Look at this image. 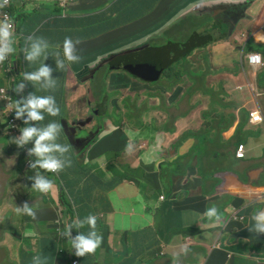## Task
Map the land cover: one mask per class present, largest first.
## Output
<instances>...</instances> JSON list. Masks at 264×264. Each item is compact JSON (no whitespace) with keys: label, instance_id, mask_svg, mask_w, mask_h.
Segmentation results:
<instances>
[{"label":"crops","instance_id":"1","mask_svg":"<svg viewBox=\"0 0 264 264\" xmlns=\"http://www.w3.org/2000/svg\"><path fill=\"white\" fill-rule=\"evenodd\" d=\"M56 1L14 2L11 11L15 21L13 31L16 51L0 64V113L7 115L9 106L14 108L16 100L28 96V81H24L26 87L22 93L17 94L14 89L22 82L23 72L34 71L43 63L53 69L52 78L57 80V86L50 91L40 90L39 86L33 87V90L36 95L54 96L60 114L51 117L45 113L47 121L44 119L39 125L33 122V126L42 127L55 121L63 124L61 127L66 134L67 128H79L78 118L70 115L74 103L84 98L89 100L85 91L91 92L95 82L108 79L112 82L116 76L113 72L111 75L106 73L105 78L94 77L101 67H109L112 63V51L108 50V45L113 42V38L120 36L117 26L121 22H128L130 26L143 24L144 32L151 33L161 26H168L172 20L168 21L169 16L178 14L172 23H180L182 17L189 14L183 12L181 7L184 0L174 3L173 0H62L63 13L58 12ZM196 1L197 6L202 7L196 24L211 27L203 33L212 35L214 44L226 37L230 38L241 23L249 21L247 27L250 36L244 38L240 45L241 51L264 54V38H261L264 37L262 2ZM252 13L258 14L253 16ZM150 14H156V18L148 25L145 21ZM136 18L139 19L138 23L133 22ZM0 22H3L1 8ZM214 29L220 35H216ZM26 37L46 40L49 45L46 59L42 56L35 64H29L23 52L30 42L26 41ZM65 38L73 40L76 54L82 59L79 63L66 62L65 69L58 70L54 54L59 52L58 58L64 59ZM239 60L242 66L247 65L255 70L251 72L252 80L256 79L257 82L260 75L264 74V69L252 67L250 63L241 61V58ZM234 78L238 88L242 87L240 83L244 79L235 75ZM226 93L225 98L228 95ZM254 98L257 107L248 111L243 120L246 126L239 132L237 141L232 140L240 124L237 119L232 121L227 131L206 128L197 142L183 144L192 150L190 160L185 157L187 154L169 153L178 140L179 128L177 131L175 128L150 131L148 128H139L134 122L126 129L113 127L111 130L109 124L104 129L101 122V133L95 142L83 152L73 148L74 153L64 157L63 171L59 174L43 172L53 181V188L48 193L32 189L34 180L29 177L35 175V170L29 168L28 161H34L35 157L27 154L29 144L23 161L18 149L7 154L5 143L0 142V214L6 212L0 220V227L6 234L0 235V251L6 256H15L12 260L1 262L44 264L45 259L46 264H74L73 259H78V264H264V260L259 258L264 256V234L257 235L249 231L254 224L252 215L264 210V97L260 102L257 96ZM116 105L117 101L110 112L114 109L119 111ZM239 108L237 105L236 110ZM209 118L214 119L213 116ZM4 122L7 125H2ZM86 125V129H92L95 121L88 120ZM8 128L16 137L21 135V127L5 119L0 121V138L6 135ZM103 134L106 135L105 139L111 135L108 142L110 146L118 145L115 139L117 134L127 135L129 139L123 148H137V154H131L121 164L119 159L109 156L106 160L103 152L89 154V150L100 144L99 137ZM144 137L146 139L140 141ZM137 142L141 144L139 149ZM8 143L11 147L10 139ZM240 145L244 146V158L237 156ZM108 150L114 151L110 153L119 152L117 148ZM201 157L213 161V173L205 171ZM69 158L72 162L70 167ZM195 159L198 163L194 162ZM81 163H87L86 168L80 166ZM176 164L180 166L179 169L187 170V174L180 175L175 171ZM112 168L118 170L121 176L115 175ZM197 168L200 177H192V171ZM11 201L15 208L27 202L36 212L35 219L25 214L21 215L30 220L20 217L14 219V226L9 231L13 235L6 232L2 225L13 206ZM213 206L221 215L216 223L210 222L204 215ZM233 210L237 211V217L233 215ZM90 214L97 217L96 231L102 237V243L94 254L76 257L68 238L61 236V233L67 224L75 220L83 221ZM31 220H39L40 224L34 227ZM55 223L59 224L57 233H51V228L55 230ZM246 230L248 232H244ZM88 231L87 226L79 230L73 227L72 236L81 232L87 234ZM178 235H185L187 244L181 238L178 239ZM192 235H198L197 243L201 249L185 260L183 248L194 243Z\"/></svg>","mask_w":264,"mask_h":264},{"label":"rangeland","instance_id":"2","mask_svg":"<svg viewBox=\"0 0 264 264\" xmlns=\"http://www.w3.org/2000/svg\"><path fill=\"white\" fill-rule=\"evenodd\" d=\"M15 1L16 0H12V8H14ZM61 1L62 0H57L55 3V6L57 7L59 13L64 12V9L61 7ZM175 1L179 0H173L172 3H174ZM258 2H262L264 4V0H258ZM181 7L183 8V12H189V14L184 15L180 23H172L175 18L179 16L177 14L176 16H174V18H172L168 26L159 27L160 29L157 30V33H154L156 31L155 30L150 33L151 35L147 34L144 36L131 38L129 44L131 46H127V40L122 38L118 42H112L108 50H118L119 52L131 47L136 48L139 43L143 42V39L145 37H147L149 41L150 37L158 36L159 34L170 30L174 31L171 34L172 38H179L178 41H172L174 46L182 50L187 49L189 46H191L192 41H184L182 40V36L189 34L193 30L197 35L200 36V32L210 30L211 27L209 25L204 26V24L201 23L196 24L198 13L202 10V7L197 6L196 0H184ZM66 8L67 10H69L68 7ZM252 14L253 16H255V14L258 13ZM155 18L156 14H150L146 18L145 22L148 25H151ZM203 18H205V16ZM249 23V21L246 23H241L233 36H231L230 38L226 37V39L213 44V46H211L209 49H206V53L203 50H199L197 51V53H193L196 49L194 48L192 53L187 56V59L185 61L181 60L180 62L175 64L179 68H184L187 73L181 76L180 82L173 83L172 87L169 89L167 88L168 81L165 79L163 80V76L156 83H146L132 77L128 73L121 74L115 72L114 70H110V67H108L107 65L101 67L94 76L97 79L105 78L106 73H110V75L113 72L116 73V76L114 77V80L112 82L110 79H108L107 81L102 80L98 82L99 94H114L111 98L112 106L117 101L119 111H116V109L113 110L115 111V113L112 115L113 122L116 124H121L122 128L124 129H126L127 126L133 124L134 122L137 124V126L140 122H142L144 126L151 124L154 121L155 124H153V127L162 128L163 130L167 128H175V131H177V129L179 128L180 135L169 153L171 155L187 154L185 157L188 160H190L191 158L190 155L192 150H189V147L187 145L183 146V144H186L188 141L197 142L198 138L203 133L204 127H213L216 131L223 132L229 130L231 122L237 119L240 124L236 127V132L232 137V140L234 142L237 141L239 138V132L241 130H244V127L246 126L243 125V120L247 116L248 111L251 108L257 107V102L250 92L248 86H253L259 90V93L257 95L258 102H260L264 97V74L260 75V78L257 82L256 79L252 80L250 77L251 72L255 70L251 69L247 65L242 66L239 60L241 52L240 45L243 44L245 37L250 36L247 27ZM140 27H143V24H140ZM178 27L182 30L178 29ZM131 30L134 32V27H132ZM213 32L216 35H220L216 29H214ZM168 40L170 41V37L167 35L158 37L157 41L160 42H152V40H150L149 43L143 48V50H146L149 47L151 48L156 45L164 44L165 42H168ZM208 45H212V41H210ZM123 47L125 48L122 49ZM260 54L262 55L264 61V54ZM203 55H209L208 57L210 60L208 64L203 59ZM260 69H264V67ZM208 70H210V72ZM171 73H173V71H170L169 75ZM194 74L199 77V84L194 85L192 79L195 78ZM234 75L238 78L242 77L244 79V82L240 83L242 86L241 90L238 88V82L234 78ZM226 91L228 92V95L225 98V94H227ZM82 92H84V90ZM85 93L87 94L88 99L92 100L93 103L96 102V98L93 94V89H91V92L88 93L87 91H85ZM214 102H217L219 104L222 103L219 107V111H221V114H217L216 116H214V119L211 120V118H209L208 116L211 115V112L214 110ZM125 103L128 104L131 111H128ZM237 105H239L240 107L238 111L236 110ZM231 106H233V108H231ZM11 110L12 108L9 106L7 115H3L0 113V121L6 119L9 123H11ZM222 114H224L225 116L222 117ZM70 115L71 117H74L79 115V113L73 112ZM137 118L140 119L139 123L136 122ZM202 121L205 122L200 125ZM101 122H105V117H103L100 122L97 121L96 123ZM2 125H7V123L4 122L2 123ZM60 125L62 126L63 124L60 123ZM109 127L111 130L113 129L112 126ZM234 127L232 129H234ZM189 128H192V130H189ZM105 136L106 135L103 134L99 137L100 144L95 145L93 150H89V154L103 152L107 160V156L109 155V153L114 152L108 149L117 148L119 150L117 154L119 155L116 157L119 158L120 164L121 162H124L126 158L131 154H133V156L137 154V148L135 150H131L127 147L123 148L124 144L129 139L127 135L124 136L123 134H117L115 138L118 141L117 146L108 145V142L111 139V135L106 139ZM15 137L16 135L12 133L8 128L6 135L0 138V142L5 143V147L8 150L7 154H10L11 151L18 149L17 152L20 154L22 160L25 161L24 153L28 146L25 145L24 148H19L16 144H14L13 138ZM172 137L175 138L174 136ZM9 139L12 142L11 147L8 143ZM145 139L146 137L142 138V140L140 141H143ZM58 142H64L69 148V151H71L62 128L58 138ZM137 143H139V149L141 144L140 142ZM142 146H144V144ZM194 162L198 163L196 159L194 160ZM85 164L87 163H81L80 166L86 168ZM99 164H101V162ZM107 164H110V162L107 161ZM179 167L180 166L176 164L174 166V170L180 173V175H186L187 170H183L181 168L179 169ZM191 176L199 178V169L197 168V170L192 171ZM169 197L170 194L168 192L167 199H169ZM11 203L13 206L12 208H10L11 210L8 212L2 222V225L5 227L6 232H9L14 226V219L20 217L30 220L26 216L17 214L15 212L16 208L14 203L12 201ZM5 213L6 212L0 214V220ZM32 222L34 224V227L40 224L39 220H33ZM58 226L59 224L55 223V230L54 228H51L50 232H56V228ZM0 235H6L3 232V227H0ZM200 236L202 235H199V237ZM206 236L210 237V235ZM197 237L198 235H192L191 239L194 241V243L191 246H185L183 248V258L185 260L189 259L194 255V253L199 252V250L201 249V246L197 243ZM179 238H181V241L184 244H187L185 235H178V239ZM14 257L15 256H6L4 252L0 251V262L4 261L5 259L12 260L14 259ZM259 258L264 260V256ZM0 264L4 263L1 262Z\"/></svg>","mask_w":264,"mask_h":264},{"label":"clouds","instance_id":"3","mask_svg":"<svg viewBox=\"0 0 264 264\" xmlns=\"http://www.w3.org/2000/svg\"><path fill=\"white\" fill-rule=\"evenodd\" d=\"M9 0H0V8L7 6ZM264 38V37H261ZM28 46L24 47L25 59L30 65L35 64L42 56L47 58L46 50L49 48L48 43L43 38H29ZM79 43V40H76ZM14 31L12 25L7 21L0 22V64H3L10 55L14 54L16 49L14 47ZM247 55L250 53L240 52ZM258 54V53H255ZM58 70H64L67 64L79 63L81 56L76 54V49L71 38H65L63 43L64 59H59V52L54 54ZM262 56V55H261ZM263 58V57H262ZM254 61H259V57H251ZM241 61L247 62L246 59L241 58ZM248 63V62H247ZM53 69L45 64H41L38 69L34 71H26L22 73V82H20L14 89L19 94L22 93L26 87L24 81L31 82L35 86H39L40 90L50 91L55 90L57 80L52 78ZM15 113V115H14ZM45 113L48 116L56 117L60 114L55 97L52 95L40 96L35 93H30L23 99L16 100L15 107L12 108L10 118H15L20 126L21 135L13 138L14 144L19 148H24L29 143H34V147L27 150L29 157H35V160L29 159V168L35 170V175L30 176V180H34L32 189L40 193H48L53 188V181L49 180L43 172L59 174L65 168L64 157L69 152L66 145L58 143V138L61 132L59 123L52 121L48 124L39 127L33 126V122L39 125L45 119ZM27 115L24 120V127H22L19 119ZM71 159H68V167L71 166ZM42 170V171H38ZM16 212L18 214H25L27 216L36 218V212L33 207H30L27 202L22 207L17 206ZM204 215L210 222L216 223L221 219V215L215 206L207 209ZM215 218V220H213ZM254 224L249 228V231L255 234H264V210H259L252 215ZM85 226L89 228L87 234L83 232L76 236H72V228L82 229ZM97 217L95 215H88L85 220H75L73 223L67 224L61 236L67 237L71 245L72 251L76 257H85L87 254H94L102 243V237L98 235ZM38 259V258H34ZM44 264L46 260L44 259Z\"/></svg>","mask_w":264,"mask_h":264},{"label":"trees","instance_id":"4","mask_svg":"<svg viewBox=\"0 0 264 264\" xmlns=\"http://www.w3.org/2000/svg\"><path fill=\"white\" fill-rule=\"evenodd\" d=\"M12 16H13V14H12ZM133 22L134 23H138L139 19L136 18V19L133 20ZM132 27H134L135 30H137V29L138 30L136 32L135 31L133 32L131 30ZM117 28H118V32H119L120 36L113 38V42H115V41L118 42L119 40H121L123 38V39L127 40V46L130 44V39L132 37L141 35L143 33H145V35L150 34V33H147L146 30L144 32V27H140V24H136V25L130 26L128 24V22H121L117 26ZM173 32L174 31L170 30V31H166V32H164L162 34H159L158 36L153 37L152 42L153 41L155 42V41H157L158 37H162L164 35H167V36L170 37V41L168 40V42H165L164 44L156 45V46L151 47V48L149 47L146 50H143V48L149 43L147 37H145L143 39V42L139 43V45L136 48L131 47V48H127L125 50L119 51V52H118V50H109V51H112L111 55L113 57V60L111 62H113V61L124 62L125 60H130V61H138L140 64H146L149 61L150 62H152L154 60H165V61H168V60H170L172 58V59H175L176 63H178L181 60L185 61L187 59V56H189L192 53L194 48L199 49V50H203L206 53V49H209L211 46H213V44L215 42L214 37L212 35H208L206 33L204 34L203 32H200V36H199L193 30L189 34H186V35L182 36V40H184V41H192L191 46H189L187 49L182 50V49L176 48L174 46L172 41H174V42L178 41L179 38L178 37L177 38H172L171 34ZM210 41H212V45L209 46L208 43ZM157 42H160V41H157ZM109 46H110V44L108 45V48H110ZM127 46H125V47H127ZM129 46H131V45H129ZM125 47H123L122 49H124ZM134 51H137V52H134ZM208 56L207 55H203V59L205 60V62L207 64H208V62L210 60ZM149 63H147V64H149ZM173 64L170 63L169 65H167V67L165 68V70L162 73V76H163L162 79L163 80L165 79V80L168 81V87H167L168 89L172 87L173 83L180 82L181 81V76L183 74L187 73L184 68H179L178 66L173 65ZM170 71H173V73H171L169 75ZM208 71L210 72V70H208ZM194 77L195 78H192L193 82H194V85L199 84L200 83L199 77L196 74H194ZM98 82H95L93 84L92 89H93L94 97L96 98V102L98 103L99 107L102 110L101 116L105 117V122L107 124H109V126H112L115 129H122V125L121 124H116L112 120V115L115 113V111L110 112V109L112 107L111 98H112V96L114 94H111V95L99 94ZM33 87H37V86L33 85L31 82H28V95L30 93H35L36 94V92L33 90ZM213 105L215 107V110H213L211 115H209L208 117H210V116L214 117L217 114H221V111H219V107L221 106V104H219L217 102H214ZM116 106L118 107V105H116ZM125 106L128 109V111H131V109L129 108L128 104L125 103ZM231 108H232V106H231ZM14 115H15V113H14ZM24 118L27 119L26 114H25V116L23 118L19 119L22 127L25 126L24 125V121H23ZM45 121H47V119H45ZM136 122L139 123L140 119L137 118ZM106 123L104 124V126H106ZM153 124H155V121L152 122L151 124L144 125V126H143L142 122H140L138 126L144 127V128H148L150 131H157L158 130L157 127H153ZM231 126H232V122H231L229 127H231ZM206 128L207 127H204V129H206ZM62 131H63V133L65 135V138H66V141H67V143H68V145H69V147L71 149V151H69L66 154L65 157H67V156L73 154L74 151H73V147L70 146V143H69V141L67 139V135H66L65 131L63 130V128H62ZM58 143H60V142H58ZM61 144L66 145L64 142L61 143ZM32 147H34V143H29V148H32ZM118 155L119 154H117V152H115V153H109L108 156L111 157V158L119 159V158L116 157ZM201 160H202V164H203V167H204L205 171L207 173H213V170H214L213 161H211V159L205 158V157H201ZM112 169H113V171H115V175H117L118 177L121 176V173L118 170H116L115 168H112ZM123 175H124V177L128 178V176L126 174H123ZM244 232H248V230H246ZM73 263L74 264H78L79 260L78 259H73Z\"/></svg>","mask_w":264,"mask_h":264},{"label":"flooded vegetation","instance_id":"5","mask_svg":"<svg viewBox=\"0 0 264 264\" xmlns=\"http://www.w3.org/2000/svg\"><path fill=\"white\" fill-rule=\"evenodd\" d=\"M173 17L174 16H172V17L169 16L168 21H170ZM176 25H178V24H176ZM159 29L160 28H158L157 30H159ZM178 29L182 30L179 27H178ZM157 30L154 33H157ZM152 39H153V37H150L149 41ZM137 51H134V52H137ZM197 51H199V49H195V51L193 53H197ZM135 62H138V61H135ZM149 62H147V63H149ZM118 63L120 65H123L126 62H120L119 61ZM175 64H176V62L173 65H175ZM114 71L117 73H128L125 70L123 72V69H120V68H118ZM129 75H131V74H129ZM132 77H134V76H132ZM134 78H136V77H134ZM136 79H138V78H136ZM95 106H96V108H95ZM73 112L79 113V115L76 116V118H78L79 128H75V129L67 128L66 129V132H67L66 135H67V139L70 143V146H72L74 148V150L77 152L80 150H82L81 152H83V150L85 148L89 147L90 144L95 142L96 138L101 133L100 123H96V122L102 120V118H103V116H101L102 110L99 107L97 102L93 103L92 100H90V99L87 100L84 98V99H81L78 102L74 103ZM82 116H84V119L82 118ZM88 120L95 121V125L92 129H86L88 127L86 125V121H88ZM104 124H105V122L103 123V128L105 129L106 126H104Z\"/></svg>","mask_w":264,"mask_h":264},{"label":"water","instance_id":"6","mask_svg":"<svg viewBox=\"0 0 264 264\" xmlns=\"http://www.w3.org/2000/svg\"><path fill=\"white\" fill-rule=\"evenodd\" d=\"M123 65H120L117 61L109 64L111 70L118 68L125 70L132 76L140 79L146 83H156L161 79L162 73L170 63L173 64L175 59L165 60H154L149 64H140L139 62L125 60ZM61 191V189H60Z\"/></svg>","mask_w":264,"mask_h":264},{"label":"built area","instance_id":"7","mask_svg":"<svg viewBox=\"0 0 264 264\" xmlns=\"http://www.w3.org/2000/svg\"><path fill=\"white\" fill-rule=\"evenodd\" d=\"M12 2L11 0H9L7 6L1 8V18L3 21L7 20L13 27V29L15 28V21L14 18L12 16ZM251 57H259V61H254L253 59H251ZM241 58H244L247 60L248 63L251 64L252 67L255 68H262L264 67V61L263 58L260 54H255V53H250L247 55H243V53L241 54ZM248 88L250 89V92L256 97L258 95V89L253 87V86H248ZM239 89H242V87H239ZM11 123L16 124L18 126H20L19 122L15 119V118H11ZM238 158H244L245 157V153H244V146L240 145L239 149H238V154H237ZM233 215L237 217V211L233 210ZM242 219V218H241Z\"/></svg>","mask_w":264,"mask_h":264}]
</instances>
